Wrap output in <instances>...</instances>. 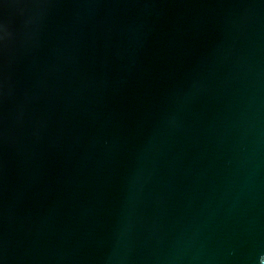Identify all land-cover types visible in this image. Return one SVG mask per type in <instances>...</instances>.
I'll return each instance as SVG.
<instances>
[{"label":"water","instance_id":"1","mask_svg":"<svg viewBox=\"0 0 264 264\" xmlns=\"http://www.w3.org/2000/svg\"><path fill=\"white\" fill-rule=\"evenodd\" d=\"M0 264H264V0H0Z\"/></svg>","mask_w":264,"mask_h":264}]
</instances>
